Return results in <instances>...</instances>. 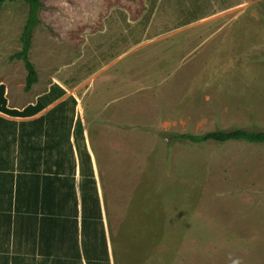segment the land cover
Returning a JSON list of instances; mask_svg holds the SVG:
<instances>
[{
  "label": "rangeland",
  "instance_id": "rangeland-1",
  "mask_svg": "<svg viewBox=\"0 0 264 264\" xmlns=\"http://www.w3.org/2000/svg\"><path fill=\"white\" fill-rule=\"evenodd\" d=\"M192 1L153 0L151 34L176 31L214 8L195 0L193 9ZM42 2L30 55L40 71L80 41L79 22L56 11L76 0ZM216 4L228 8L224 25L138 47L130 62L57 92L36 119L0 117V169L32 165L35 177L47 179L56 167L67 191L82 196L84 220L110 228L116 264H264V144L175 138L264 131V0ZM27 16L21 0L2 6L0 81L25 80L24 63L10 57L22 48ZM122 36L95 65L131 40Z\"/></svg>",
  "mask_w": 264,
  "mask_h": 264
},
{
  "label": "crops",
  "instance_id": "crops-1",
  "mask_svg": "<svg viewBox=\"0 0 264 264\" xmlns=\"http://www.w3.org/2000/svg\"><path fill=\"white\" fill-rule=\"evenodd\" d=\"M216 2L207 0L214 7L209 14L167 34H151L153 18L148 13L153 0H76L75 4H60L56 11L64 21L79 22L77 48L60 53L56 59L47 58L49 61L41 65V71L40 65L32 61L38 82L29 91L25 90L26 76L22 84L1 80L0 117L15 121L36 119L57 92L73 91L87 77L132 60L136 48L184 30L192 36L197 28L215 26L217 22L224 25L228 8L225 4L222 8L221 4L217 6ZM191 3L193 9L200 5L195 0ZM172 4L176 5L177 0H172ZM172 9L179 11L177 6ZM72 11L79 14L72 15ZM98 22L102 24L100 28L96 27ZM120 28H125L123 33H119ZM122 34L131 39L128 44L95 65L106 49L121 42ZM82 68L86 69L84 73ZM34 170L32 165L22 170V166L14 164L0 169V264H116L110 228L104 223L100 226L97 218L84 220L82 196L67 191V182L61 174L57 175L56 167L49 166L48 170L55 174L47 179L35 177ZM23 171L29 172L19 174Z\"/></svg>",
  "mask_w": 264,
  "mask_h": 264
},
{
  "label": "trees",
  "instance_id": "trees-1",
  "mask_svg": "<svg viewBox=\"0 0 264 264\" xmlns=\"http://www.w3.org/2000/svg\"><path fill=\"white\" fill-rule=\"evenodd\" d=\"M18 0H0V12L6 2ZM28 5V16L21 34L22 48L13 54L11 60H22L27 71L25 90L29 91L32 85L38 82V72L30 58L35 29L42 24L40 11L43 8L42 0H21ZM179 140H187L193 144L207 142L225 143L229 141H245L249 143L264 144V131H254L236 128L232 130H215L204 134L184 133L175 136Z\"/></svg>",
  "mask_w": 264,
  "mask_h": 264
}]
</instances>
